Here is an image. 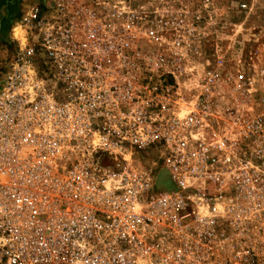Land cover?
I'll return each mask as SVG.
<instances>
[{"label": "built area", "instance_id": "built-area-1", "mask_svg": "<svg viewBox=\"0 0 264 264\" xmlns=\"http://www.w3.org/2000/svg\"><path fill=\"white\" fill-rule=\"evenodd\" d=\"M216 1L23 4L0 264H264V84L205 49Z\"/></svg>", "mask_w": 264, "mask_h": 264}, {"label": "rangeland", "instance_id": "rangeland-1", "mask_svg": "<svg viewBox=\"0 0 264 264\" xmlns=\"http://www.w3.org/2000/svg\"><path fill=\"white\" fill-rule=\"evenodd\" d=\"M29 0H0V63L13 50L10 43L11 25L19 18L21 7ZM172 2L178 0H171ZM191 3L195 0H182ZM251 12L232 7L234 0H217L216 24H207L205 49L218 52L225 66L237 77L246 72L260 85L264 84V0H250ZM4 70L0 65V76Z\"/></svg>", "mask_w": 264, "mask_h": 264}, {"label": "bare ground", "instance_id": "bare-ground-1", "mask_svg": "<svg viewBox=\"0 0 264 264\" xmlns=\"http://www.w3.org/2000/svg\"><path fill=\"white\" fill-rule=\"evenodd\" d=\"M13 31H14V32H13L14 34H17L18 31H19V29H18V28H15ZM166 177H167V170L162 171V173H161V175H160V179H159V181L162 182V181L166 180Z\"/></svg>", "mask_w": 264, "mask_h": 264}]
</instances>
